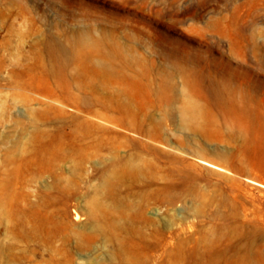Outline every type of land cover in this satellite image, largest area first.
<instances>
[{"label":"rangeland","instance_id":"obj_1","mask_svg":"<svg viewBox=\"0 0 264 264\" xmlns=\"http://www.w3.org/2000/svg\"><path fill=\"white\" fill-rule=\"evenodd\" d=\"M245 1L0 0V264H264V72L226 124L175 68L257 73Z\"/></svg>","mask_w":264,"mask_h":264},{"label":"bare ground","instance_id":"obj_2","mask_svg":"<svg viewBox=\"0 0 264 264\" xmlns=\"http://www.w3.org/2000/svg\"><path fill=\"white\" fill-rule=\"evenodd\" d=\"M225 1L228 3L231 0ZM260 7H264V0H246L236 5L230 15L220 14L206 27L197 28L201 38L211 31L229 41L235 55L255 63L259 70L257 73L244 66L233 69L223 59L216 60L207 55L176 57L177 71L194 78L190 85L207 100L210 108L220 112L226 124L231 119L232 108H238L241 103L243 106L238 111L246 113V108L256 101L260 72H264V29L258 27Z\"/></svg>","mask_w":264,"mask_h":264}]
</instances>
